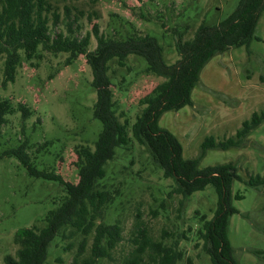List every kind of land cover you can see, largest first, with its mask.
Listing matches in <instances>:
<instances>
[{
	"label": "rangeland",
	"instance_id": "374dc122",
	"mask_svg": "<svg viewBox=\"0 0 264 264\" xmlns=\"http://www.w3.org/2000/svg\"><path fill=\"white\" fill-rule=\"evenodd\" d=\"M238 1L48 0L60 17L55 28L49 22L50 33L53 37L58 31L66 34L67 24L71 23L75 37L90 35L89 51L96 48L93 24H97L100 34L111 39L127 34L149 35L162 47L166 64L172 65L179 59L175 48L179 34L183 33V40L191 39L202 21L212 24L225 19ZM254 37L248 49H229L206 64L191 93L192 105L161 116L158 126L178 140L184 159L198 156L204 138L221 140L233 136L252 113L264 110V9ZM38 53V59L22 60L14 83L5 86L4 57L0 56V99L9 100L15 110L22 104L30 111L26 119L17 110L6 116V123L0 128V150L16 148L26 141L35 168L51 169L64 181L76 184L74 149L81 145L93 148L102 127L93 117L96 92L90 85L91 71L83 56L66 65L68 54L42 49ZM108 65L116 115L125 113L124 118L132 124L142 109L139 101L164 79L147 73L145 61L137 56L130 55L125 67L118 66L116 60ZM44 142L51 145L39 152ZM225 163L235 164L243 179L264 174V123L250 133L244 148L207 151L198 167ZM106 172L104 183L117 190L118 195L102 219L95 222L118 224L123 240L111 252V258L96 264L124 263L133 249L132 230L138 219L148 227L154 240L169 245L177 242V250L184 257L176 264H188V260L192 264H211L198 240L203 218L210 219L216 206L217 197L211 186L193 193L181 208V196L172 193L174 182L163 177L146 147L135 142L126 150L115 151ZM232 193L243 196L232 202L238 211L230 217L228 226L233 256L239 264H264V254H252L264 253V192L260 194L235 181ZM63 194L57 183L30 177L16 159L0 160V264L4 256L15 254V232L33 226L41 228L42 219ZM243 214L248 217L243 218ZM92 238L93 232L85 238L80 259L90 255ZM82 239L70 228L62 229L51 243L44 264H73ZM144 264L150 263L145 259Z\"/></svg>",
	"mask_w": 264,
	"mask_h": 264
},
{
	"label": "trees",
	"instance_id": "16d2710c",
	"mask_svg": "<svg viewBox=\"0 0 264 264\" xmlns=\"http://www.w3.org/2000/svg\"><path fill=\"white\" fill-rule=\"evenodd\" d=\"M90 1L96 3L98 0ZM263 9L264 0H239L235 10L225 19L212 24L202 21L191 39L183 40V33L179 34L175 43L179 59L168 65L163 58L162 47L152 36L127 34L123 38L111 39L100 34L97 24H93L91 32L96 48L89 51L90 35L75 37L71 23L67 24L66 34L58 31L54 37L51 35L49 22L55 28L60 17L48 0H0L3 86L14 83L22 60L31 61L40 57L39 49L53 54H68L66 65L83 56L92 75L90 85L96 92L93 117L102 126L93 148L81 145L74 149V168L78 175L76 184L64 181L51 169L40 171L35 168L26 141L16 148L0 150V160L14 158L30 177L55 182L64 192L56 207L42 219L41 228L33 226L15 232L13 243L17 249L14 255L4 256L3 264H44L51 243L64 228H70L73 233L83 237L73 264H96L102 259L111 258V252L123 240L122 228L116 223L96 224L95 220L102 219L105 209L118 195L117 190H111L104 183L107 178L106 166L113 160L117 149L126 150L132 142L146 147L163 177L174 182L172 193L181 196V208L193 193L204 191L207 186L213 188L217 201L212 217L203 218L198 232L201 249L211 264H239L233 256L228 226L230 217L238 213L232 202L243 199V196L232 193V184L242 182L245 187L262 194L264 174L247 175L243 179L232 163L203 169L198 166L207 151L244 148L250 133L264 123V110L252 113L233 136L221 140L213 136L204 138L198 156L192 159L183 158L181 144L170 132L161 129L158 122L164 113L192 105L191 93L202 69L214 56L229 49L249 48L251 41L256 39L254 32ZM173 31L175 33L176 30ZM130 55L145 61L147 73L164 79L139 101L142 109L132 124L124 118L125 113H121V117L116 115L112 83L108 76L110 61L116 60L118 66L125 67ZM16 110L22 119L30 115L22 104ZM16 110L9 100L0 99V128L6 123V116L14 114ZM120 118H124L122 122ZM1 137L0 131V140ZM50 145L51 142H44L39 152ZM242 217L247 218L248 214ZM132 231L133 249L123 264H144L145 259L150 264H176L183 259L184 254L177 250V242L169 245L154 240L148 227L139 219ZM92 232L90 255L80 259L86 247L85 238ZM252 254L264 253L253 251ZM188 264H192L191 260H188Z\"/></svg>",
	"mask_w": 264,
	"mask_h": 264
}]
</instances>
